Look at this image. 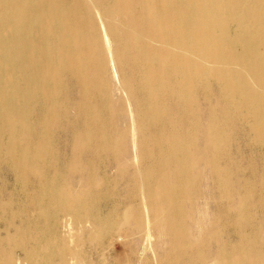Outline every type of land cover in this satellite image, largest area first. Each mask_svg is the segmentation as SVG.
Segmentation results:
<instances>
[{
	"label": "bare ground",
	"instance_id": "obj_1",
	"mask_svg": "<svg viewBox=\"0 0 264 264\" xmlns=\"http://www.w3.org/2000/svg\"><path fill=\"white\" fill-rule=\"evenodd\" d=\"M91 1L90 10L84 0H0V173L15 187L0 186V264H14L2 247L11 243L27 245L21 264H66L64 240L54 224L48 228L52 215L87 221L84 240L103 245L108 219L92 210L97 198L115 197L108 164L116 163L114 176L129 167L127 132L140 185L139 195L130 192L141 201L132 207L134 230L143 227L148 250L155 231L184 241L176 202L190 198L197 161L194 130L183 119L193 123L196 112L186 107L208 85L264 145V0ZM106 49L130 70L120 83L123 101L114 100L105 77ZM63 122L73 131L60 169L53 137ZM69 176L84 187L69 189ZM13 207L45 221L7 214Z\"/></svg>",
	"mask_w": 264,
	"mask_h": 264
},
{
	"label": "rangeland",
	"instance_id": "obj_2",
	"mask_svg": "<svg viewBox=\"0 0 264 264\" xmlns=\"http://www.w3.org/2000/svg\"><path fill=\"white\" fill-rule=\"evenodd\" d=\"M84 1L90 10L93 9L91 0ZM96 20L99 26V17L96 16ZM104 54L105 77L114 100L123 101L120 83L130 70L124 66L126 62L122 63L123 68L111 62L107 49ZM66 96L70 102L75 101L77 96L71 82L68 83ZM186 110L196 112L193 123L188 118L183 121L185 126L194 130L190 136L196 147L191 156L197 163L190 172L193 186L190 198L176 202L183 214L184 241L155 231L152 248L148 250L141 240L143 227L134 230L132 209L137 210L141 201L132 197L130 192L139 195L140 185L131 162V138L127 132L124 161L130 163L129 167H125L123 175L114 176L116 163L108 164L110 182L113 184L115 181L117 186V190L113 191L115 197L97 198L92 210L93 215L99 213L104 224L108 219V225L102 230H110V233L103 245L86 243L83 234L90 228L87 221L79 222L63 214L48 217V228L51 229L54 224L64 240L66 264H211V261L239 264L241 259L240 264H264V145L253 142L254 135L248 131L247 122L239 120L215 85L199 90ZM178 121L177 118L174 123L178 124ZM63 124L60 135L56 133L53 137L54 146L59 151L56 160L60 169L66 168L71 156L70 133L73 131L71 124ZM100 171L95 173L102 174V169ZM65 182L69 189L84 187L83 180L78 176H69ZM3 183L8 184L9 191L15 188L13 178L6 170L0 173V186ZM117 195L119 198H116ZM6 212L24 214L22 219L27 215L31 222L34 219L41 223L45 221L32 209L13 207ZM4 220L6 218H0V226ZM15 223L18 225L19 221ZM118 235L122 240H118ZM25 246L15 248L11 243L2 247L5 253L13 255L14 264H21V249ZM60 261L59 257L55 260L56 263Z\"/></svg>",
	"mask_w": 264,
	"mask_h": 264
}]
</instances>
